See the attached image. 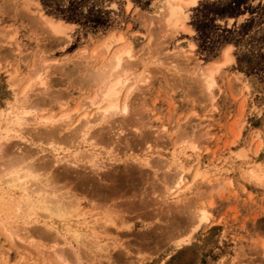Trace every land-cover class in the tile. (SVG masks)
<instances>
[{
	"label": "rangeland",
	"instance_id": "obj_1",
	"mask_svg": "<svg viewBox=\"0 0 264 264\" xmlns=\"http://www.w3.org/2000/svg\"><path fill=\"white\" fill-rule=\"evenodd\" d=\"M165 1L0 0V108L13 96L9 86L12 73L15 83L18 81L15 94L20 97L30 81L26 103L62 92L70 107L86 102L93 86L80 85L79 79L90 72L86 69L91 64L90 51L120 35L122 44L131 45L126 76L136 84L127 95V114L115 115L112 118L118 119L108 123H95L94 116L89 117V130L103 126L116 132L104 128V134L110 136L107 131H112L113 137L106 144L89 139L94 145L90 152L86 150L92 149L87 146L89 141L77 140L61 142L53 150L55 145L35 134L37 123L30 120L21 131L24 140L17 138L20 136L1 139L0 168L8 158L26 152L36 163L51 161L50 175L64 166L89 175L95 161L105 164V169L111 165L107 170L119 176L130 166L138 173L134 185L125 181L121 191L104 195L105 200L76 190L85 197V207L95 203L99 214L121 215L122 222L129 225L108 226V233L118 240L109 246L106 256L105 250L84 249L75 242L64 244L61 233L57 243L31 239L25 233L26 224L19 222L15 227L21 236L14 246L0 228V256L8 257L6 261L0 258V264H264V0H182L185 16L175 27L167 26L163 18ZM46 20L50 21L46 24ZM50 22H61L65 31L53 32ZM32 50H38L41 58L31 56ZM207 69L216 80L210 100L205 99L201 74L209 72ZM36 70L45 77L44 87L29 80ZM136 75L139 78L134 79ZM47 108H56V104ZM37 109L35 112L40 111ZM77 121L73 118L70 128ZM62 132L58 135L63 136L66 129ZM80 150L86 151L79 154L75 165L69 162ZM145 156L150 165L139 163ZM170 160L190 170L177 189L166 191L163 182L171 181L167 174L175 171L173 165L163 166ZM102 169L97 172H107ZM40 173L38 179L44 181L45 175ZM74 176H68L71 182L67 181L65 190L75 191ZM26 186L22 185L24 191L15 190V200L23 194L20 190L30 197L37 192L33 181ZM199 208L207 209L209 218L192 233L193 224L183 232L189 234L187 242L177 246L161 236L177 219H183L182 226L188 225L190 214ZM41 216L32 222L35 226L43 223ZM56 225L59 229V223ZM52 246H71L77 257L53 256Z\"/></svg>",
	"mask_w": 264,
	"mask_h": 264
},
{
	"label": "bare ground",
	"instance_id": "obj_2",
	"mask_svg": "<svg viewBox=\"0 0 264 264\" xmlns=\"http://www.w3.org/2000/svg\"><path fill=\"white\" fill-rule=\"evenodd\" d=\"M181 1L182 0H166L165 1V6L163 9V18L167 26L175 27L176 25L182 24L183 18L185 15L183 13L184 7ZM47 21L49 22L50 20H46V24H47ZM60 23L61 22L59 23L50 22L49 27L51 28L53 32H56V33L64 32L65 29L63 28V25H61ZM7 32H8L7 33L8 35L9 31ZM49 32L51 33V31ZM121 40H122L121 35L115 38L114 37L108 38L99 45L100 47L94 48L92 51H90L91 54L89 55L92 58V59L90 58L91 64L89 67L86 68L90 72H88L87 75L85 74L86 76L81 77L79 79L80 80L79 84L81 85V82H82L84 83L83 85L85 86H88V85L93 86L92 92L89 93V95L86 97V102L75 103L72 107L69 106L70 104L69 102L63 100V96H64L62 94L63 92L57 93V94H51V96H48L49 95L48 94L47 95L48 97H45V98L42 96L41 97L39 96V98H36L35 101L26 103L28 95H26L25 92H26V89L30 86V81L27 82L26 86L22 88L21 90L22 96L20 97L19 95L15 94L16 92L14 89L15 84H18V81L17 83H15V80H14L15 75L13 76V73L12 75H9V80H10L9 86L11 87V91L13 92V96L10 100L5 101L4 106L0 108V118H1L0 120V141L3 138H4L3 140H5L8 137L13 138L17 136H20V137H17V138H20V140L23 139L22 132H21L23 131L22 128H24V126L27 123H29L30 120H33L35 123H37V127H34V129H37L35 131V134L39 135L40 138L44 137L45 140L50 142L49 143L50 146L55 145V146H52L53 150L57 149L56 146H58V144H60L61 142H64L66 144H72L73 142L75 143L77 140H80L86 143L87 141H89V139H96L102 142L105 141V144H106V141L107 142L110 141L107 139L108 138L110 139V136L112 137L111 132L113 130L110 129L109 127L106 128L103 126L101 129L97 127L100 130H95V131L89 130V128H91L90 127L91 122L89 120V117L91 115L94 116L93 119L95 120V123H104V122L108 123L110 121L114 122L118 119L117 117H115L117 119L112 118L115 115H119V114L125 115L124 108H125V105L128 103L127 100L129 99V97L127 98V95H129L131 90H133L134 88L133 86L136 87V84L134 85L135 82H129L130 80L128 81V79L130 77L126 76V73H127L126 71L128 69L130 70V66H131V65L129 66V59H127V58L132 57L131 47H130L131 45H125L124 43L122 44ZM30 54L31 56H34V58L36 59H40L42 56L41 54L38 53V50H32ZM104 56H106V59H104L105 58ZM36 59H33V61ZM207 71L209 72L203 71V73L201 74H202V83L204 86L203 89H204V92H206L205 99L210 100L214 97L213 88L216 84V80L214 78L213 73H210V70L208 69ZM14 72L16 71L14 70ZM42 75L43 74L40 73L39 70L33 71L32 76H29V80H32V81L34 80L36 81L37 84L44 87L45 82L43 78L45 77ZM137 77L138 75H136L134 79H136ZM137 80L139 81L140 79H137ZM144 80H145V77L143 78V81ZM137 86H140V85H137ZM53 103L56 104V108H53V109L47 108L48 105L53 104ZM38 107L40 108L39 109L40 111L35 112V109L38 110L37 109ZM73 118L75 119V121L76 120H80V121H77L79 123L75 122L77 125L70 128V124L72 123ZM131 118L132 117H130V119ZM122 120L119 119L120 122ZM136 124H137V121H136ZM138 124L140 125V122ZM121 127H124V126L121 125ZM104 128L105 130L106 129L112 130V131H107L108 133L110 132L111 134L110 136H106L107 134L106 135L104 134L105 133ZM115 128L120 129V127H115ZM62 129L63 130L66 129V132L63 136H59L60 134L58 135V133L62 132ZM102 129L104 132L102 131ZM114 132L115 131H113V133ZM62 133H64V131ZM88 133H89V136L87 135ZM138 133L139 135H141L142 132L138 131ZM114 134H116V132ZM257 145L258 146L256 149L258 150L260 147V143H258ZM87 146H91L92 149H88V148L86 149V150H89L90 152L94 148V145L92 144V142H90ZM86 150L76 151L75 152L76 155L75 156L73 155L74 156L73 160L70 159L69 162H72L75 165L77 160L80 158L79 156L84 155V152ZM117 152L119 151L117 150ZM21 153L22 154H18L16 156L13 155V157L12 158L10 157V159L7 157L9 160L7 159L6 162H4L5 163L4 166L2 164L3 168L1 167L2 171L0 173V212L3 213L2 215H4L3 218L0 217L1 218L0 228L2 230V233L4 234L3 236H5L9 244L11 243V246L12 245L14 246L15 242L17 243V241L20 240L21 235L17 234L19 231V229L17 230L18 228L17 223L19 224V222H22L26 224V228L24 227L25 225L23 226L19 225V227L25 228V233L28 234L31 237V239L38 237V240L39 239H44V240L51 239L53 241L54 240L56 241L57 235L61 233V235L65 236V239L63 236H60V238L64 240V244L68 243L70 245L71 242H75L76 244L81 245L84 249L85 247H89L91 249L95 248V250L98 252H100L101 250L102 251L105 250V252H103V256H106L109 246H112V244H115V242L118 240V239L113 238L111 236L112 234L108 233V226L112 225V226H115L116 229H118L119 227H129V225L124 224L122 222L123 218L121 217V215H114V214L111 215L106 211H103L101 212V214H99L101 210L99 211L98 209H96V207L94 206L95 203L93 204L91 202L89 203L90 206L85 207L84 206V202L86 201L85 197L78 194L76 190L78 189L82 191V193H85V196L88 194L91 197L97 196L98 199L101 197H102L101 199H104L107 197V196L104 197V195L112 194V193L114 194V193H117L118 191H121V189L123 188L122 184L125 181L127 182L130 181L132 183L131 184L129 183V184L134 185L133 184L135 182L134 178H136L135 174L137 173L135 168L132 166L130 167L128 166L129 168L126 169L128 170V172L124 176H119L115 174V172L114 173L112 172L113 173L112 174L110 173L111 171L107 170L109 166L111 167V165L107 166V168L105 169V167H102L105 164L101 165L102 162L95 161L94 163L90 164L91 169L89 172L91 173H89V175L93 174L91 176H89L88 174H83L81 170L80 172L82 174L79 171H75L74 169L66 167V166L63 167L62 169L63 171L61 170V172L50 175L49 174V171H50L49 164H52L50 163L51 161L48 162L49 164L43 163V162L41 164L36 163V161L34 162L32 160L31 158L32 156L30 154L26 152L25 153L21 152ZM80 153L82 155H79ZM87 156H88V153H87ZM170 161H166L163 165L164 168L165 166L166 167L167 166L169 167L170 165L174 166L175 171L173 173L167 174L172 178L171 181L168 180L170 184H167L168 181H164L163 179H161V181L162 180L164 181V182L162 181L163 184L164 185L166 184L165 187L163 186V188L166 191L167 190L169 191V189H172V188L177 189L181 185V183L184 182L185 173L190 170V167L185 168L179 162H174L172 160ZM139 163L142 165H150V162L146 156ZM102 168L107 170V172L102 171L103 173H98L97 170L98 169L100 170ZM196 168L197 167L195 166V169ZM84 169H86V167ZM170 169L171 168H169V170ZM40 171L45 176H43L40 173ZM85 172L87 171H84V173ZM194 172H198V171L196 170ZM39 173L41 174L40 176L45 177L44 181L43 179H41V181H43V185L40 183L41 181L38 179ZM72 173L75 174L74 179L76 181L74 184L75 191L71 192L70 191L71 189L65 190L64 187L68 183L67 182L69 180L68 176L71 175ZM263 177H264V173H263L262 178ZM137 178H139V176ZM28 181L29 182L33 181V183L35 184V191H37L33 193L31 192L33 194V196L31 195V197L29 196L30 194H28L27 192H26L27 194L23 192L25 190L23 187L27 188L28 185L26 186V183ZM59 181L60 182L62 181L61 183L63 182L64 183L59 185L57 184ZM104 181H108L109 184L107 186L104 185L102 183ZM30 186L33 187L34 185L33 186L30 185ZM39 186L40 188H38ZM43 186L46 187L45 189L47 190H44ZM20 188H22L21 190L23 191L20 190V192H22L23 194L19 193L22 195L19 196L17 200H15L17 197L15 196L14 198V195H15L14 192L15 190L20 189ZM62 189L64 190L62 191ZM130 204L132 205V203H129V205ZM97 207H98V202H97ZM129 209H130V206H129ZM41 215L43 216V220H42L43 223L41 224V226H40V223L35 226L32 222H35V221L38 222L40 220L38 217H40ZM117 218L120 221H118ZM208 218H209V211L205 208H199L190 214L188 218L189 219L188 225L182 226L183 219L182 220L174 219L175 222L174 223L172 222L171 224H169L168 231L166 230L167 232L164 233L165 235H161V236L167 239V241L168 240L171 242L173 241L177 246L181 245L182 243L187 242L189 239V236H188L189 234L183 235V232L189 229V227L193 224V228H191L190 230L192 233L202 223L206 222ZM118 222H120V225H118ZM29 223L30 225L32 223V226L34 227L32 226H30L31 228L28 227L27 224ZM57 223H59L60 225L59 229L57 227L58 225H56ZM27 228H30V230ZM20 230H22L21 232H24L23 231L24 229L20 228ZM142 234H146V233H142ZM143 237H145V235ZM16 239H19V240L16 241ZM28 242H30L29 244L32 245L30 240ZM57 242L58 240L56 241V243ZM29 244L28 246H30ZM31 247L32 248H30V250L33 249V246ZM54 247L53 249H50L53 252L51 253V255L53 254V256L54 254L60 255V256L67 254L70 258L77 257V251H74L73 247L71 248V246H69L70 249H65V248H60V247L54 248ZM50 250H48L49 253H50ZM82 251L83 250H81V252ZM78 252H79V249H78ZM86 254H88V251ZM1 256L0 258H3L4 261H6L8 258L7 255H1ZM45 262H48V261H45Z\"/></svg>",
	"mask_w": 264,
	"mask_h": 264
},
{
	"label": "snow or ice",
	"instance_id": "obj_3",
	"mask_svg": "<svg viewBox=\"0 0 264 264\" xmlns=\"http://www.w3.org/2000/svg\"><path fill=\"white\" fill-rule=\"evenodd\" d=\"M196 0H192V3H195ZM112 7H115V5H112ZM129 111L128 107H127V104L125 105V108H124V113L127 114Z\"/></svg>",
	"mask_w": 264,
	"mask_h": 264
}]
</instances>
